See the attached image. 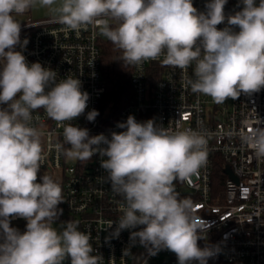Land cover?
<instances>
[{"label":"clouds","instance_id":"1","mask_svg":"<svg viewBox=\"0 0 264 264\" xmlns=\"http://www.w3.org/2000/svg\"><path fill=\"white\" fill-rule=\"evenodd\" d=\"M37 0H0V264H101L102 255H92L90 233L79 230L76 221L52 227L64 202L62 187L51 175L38 173L44 160L42 133L30 126L32 112L43 108L63 127V144L57 151L68 158L101 157L112 191L123 198L125 208L113 236L122 230L155 254L166 248L178 264H208L217 249L199 247L208 225L193 216V204L180 198L174 181L184 180L205 163L207 140L195 130H169L154 120L137 122L129 115L118 123L124 129L89 135V129L71 121L85 113L89 94L78 78L57 81V74L39 62L29 65L20 39L21 23L15 18L29 11ZM228 0H208L200 12L193 0H62L56 11L68 29L98 24L102 34L123 53L128 65L157 60L185 69L195 62V93L214 102L236 99L264 88V0H239L242 8L225 14ZM52 6L56 0H39ZM114 22V26L109 24ZM223 29L217 26L225 23ZM238 28V31L235 29ZM99 112L87 113L94 122ZM69 123L65 124L64 122ZM64 144L70 147L65 149ZM253 147L264 158V131ZM106 157V159H105ZM13 218L27 221L20 232ZM124 255L130 252L125 248Z\"/></svg>","mask_w":264,"mask_h":264},{"label":"built area","instance_id":"2","mask_svg":"<svg viewBox=\"0 0 264 264\" xmlns=\"http://www.w3.org/2000/svg\"><path fill=\"white\" fill-rule=\"evenodd\" d=\"M207 2L193 0V5L204 12ZM238 4L239 0H228L225 14L241 10L242 4ZM225 26L226 21L217 27ZM101 29V25L93 24L71 30L58 18L27 17L21 22L20 39L27 38L29 43L23 49L17 45L16 50L22 51L29 65L39 62L55 71L57 81L67 77L81 81V90L89 94L87 108L70 123L89 129L90 136L104 134L110 138L112 132L124 131L117 125L126 122L129 115L137 122L151 119L169 130L189 129L204 135L205 163L187 179L174 181L179 197L192 202L196 220L203 219L208 225L198 245L217 249L208 264H264V158L258 157L253 147L264 131V88L251 94L242 92L238 98L218 104L210 96L191 90L188 81L195 79V62L181 69L165 65L161 55L157 60L132 65V96L112 115L103 106L107 84L101 70ZM93 109L99 115L89 122L86 116ZM30 126L42 133L44 148L37 182L47 173L60 183L65 217L78 222L80 231L90 233L92 255H102L101 264H168L162 255L170 250L161 248L153 255L138 241H130V233L140 228L112 235L116 224L109 227V223L118 221L126 205L112 191L99 154L68 165V157L56 148L63 144V127L43 108L32 112ZM69 147L64 144L65 149ZM221 167L226 178L220 194L215 193L213 182ZM228 167L236 180L226 173ZM25 222L22 218L11 220L17 225ZM125 248H130L126 255ZM64 264H71L70 257Z\"/></svg>","mask_w":264,"mask_h":264},{"label":"trees","instance_id":"3","mask_svg":"<svg viewBox=\"0 0 264 264\" xmlns=\"http://www.w3.org/2000/svg\"><path fill=\"white\" fill-rule=\"evenodd\" d=\"M114 26V23H110ZM101 48V70L103 79L107 84L106 94L104 96L103 106L108 113L112 115L117 114L121 109L124 101L132 96V88L130 85V75L132 65H128L123 61V53L110 40L105 39L100 42ZM225 174L222 167L218 169L215 180L213 182V189L216 192H223V184L225 181ZM62 209V216L65 214L63 204L58 205ZM26 223L19 225L22 232L26 230ZM217 264H227L220 262Z\"/></svg>","mask_w":264,"mask_h":264},{"label":"rangeland","instance_id":"4","mask_svg":"<svg viewBox=\"0 0 264 264\" xmlns=\"http://www.w3.org/2000/svg\"><path fill=\"white\" fill-rule=\"evenodd\" d=\"M62 3V1H61ZM38 5V4H37ZM41 6V5H40ZM42 7V6H41ZM15 18L17 19V21L21 20V19H26V15L21 17V16H18L16 15ZM111 23H114L113 21L110 20ZM103 32V28L101 29V36H102V39L105 40L107 39L106 36H104L102 34ZM4 107H7V105H0V108H4ZM77 160L76 158H68L67 161H68V165H76L77 164ZM64 222H67V219L65 217V214H63L62 216L58 217V219L52 223V227L55 228L58 232L62 231V228H63V223ZM11 226L14 227V228H17L20 232H22L21 230V227L17 224H13L11 223ZM199 247H201L199 245ZM162 259L168 263V264H178V260H177V257H176V254L171 252L168 253V254H165V255H162ZM66 261V259H65ZM64 261V262H65ZM193 264H198V262L196 261H193Z\"/></svg>","mask_w":264,"mask_h":264},{"label":"crops","instance_id":"5","mask_svg":"<svg viewBox=\"0 0 264 264\" xmlns=\"http://www.w3.org/2000/svg\"><path fill=\"white\" fill-rule=\"evenodd\" d=\"M62 0H56V3L52 6H40L39 0L34 4V6L27 11L25 14L18 15V16H25L31 17L34 20H44V19H51V18H58L59 13L56 11L59 5L61 4ZM38 4V5H37ZM26 20V19H25ZM24 19L19 20V22L25 21Z\"/></svg>","mask_w":264,"mask_h":264},{"label":"water","instance_id":"6","mask_svg":"<svg viewBox=\"0 0 264 264\" xmlns=\"http://www.w3.org/2000/svg\"><path fill=\"white\" fill-rule=\"evenodd\" d=\"M226 173L229 175V177H231V178L236 180V178L234 177V175H233V173H232V171H231V169L229 167L227 168Z\"/></svg>","mask_w":264,"mask_h":264}]
</instances>
